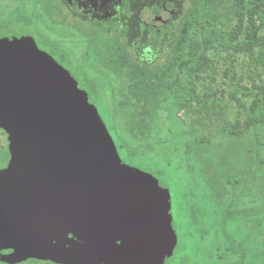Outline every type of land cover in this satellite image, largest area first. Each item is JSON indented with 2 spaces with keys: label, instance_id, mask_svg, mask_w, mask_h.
Returning <instances> with one entry per match:
<instances>
[{
  "label": "trees",
  "instance_id": "1",
  "mask_svg": "<svg viewBox=\"0 0 264 264\" xmlns=\"http://www.w3.org/2000/svg\"><path fill=\"white\" fill-rule=\"evenodd\" d=\"M114 35L84 82L122 161L179 185L165 264H264V0H185L153 60Z\"/></svg>",
  "mask_w": 264,
  "mask_h": 264
},
{
  "label": "water",
  "instance_id": "2",
  "mask_svg": "<svg viewBox=\"0 0 264 264\" xmlns=\"http://www.w3.org/2000/svg\"><path fill=\"white\" fill-rule=\"evenodd\" d=\"M0 261L165 264L170 193L120 158L88 94L30 37L0 38Z\"/></svg>",
  "mask_w": 264,
  "mask_h": 264
},
{
  "label": "flooded vegetation",
  "instance_id": "3",
  "mask_svg": "<svg viewBox=\"0 0 264 264\" xmlns=\"http://www.w3.org/2000/svg\"><path fill=\"white\" fill-rule=\"evenodd\" d=\"M134 1L137 2L135 6ZM184 5L185 0H0V27H8L11 23L21 26L27 24V20L30 23L31 18H39L46 25L60 28L61 31L64 25L65 31L78 33L74 37L73 33L63 32L64 35L58 39L41 32H38V35L34 33L38 40L31 35L20 37L32 38L40 51L50 55L65 68L77 81L78 87L88 94L86 88L89 89L90 86L84 81L100 76L98 71L88 69L90 76L85 77L84 66L95 62L89 59L87 52L89 39L101 47L103 40L117 37L114 34H123L125 42L128 40L127 35L135 34L131 46L126 42L127 46L132 51H137L141 58L153 60L158 50L166 52L169 49ZM71 37L74 44L70 40ZM79 37H82V40L78 41ZM66 66L76 71L80 81ZM91 87L97 90L95 85ZM10 158L8 134L0 128V170L7 168ZM0 264L8 263L0 261ZM17 264L55 263L29 259ZM187 264H190L188 260Z\"/></svg>",
  "mask_w": 264,
  "mask_h": 264
},
{
  "label": "rangeland",
  "instance_id": "4",
  "mask_svg": "<svg viewBox=\"0 0 264 264\" xmlns=\"http://www.w3.org/2000/svg\"><path fill=\"white\" fill-rule=\"evenodd\" d=\"M135 4H137L136 1H134V6H135ZM32 19L33 18L30 19L31 24L27 20V24H23L21 26H18L16 24L11 23V25L8 27H0V37L9 36V35L16 36V37H20L22 35H31L38 40V36H37L38 32H41L45 35H48V37H53V38L58 39V37L61 38V36L64 35L63 32H66L67 34L69 32L73 33L72 31H69V32L65 31L66 26H64V25H63V29H62L63 31H61L60 28H54V27L50 26L49 24L46 25L45 22H39V21L34 22V21H32ZM69 21H71V18L69 19ZM34 33H37V35ZM76 34H78V33L74 32L73 36L76 37ZM134 36H135V34L127 35L128 40L126 39V42L129 46H131ZM70 40L73 42L72 37L70 38ZM77 40L78 41L82 40V37L77 38ZM73 44H74V42H73ZM72 46H74V45H71V47ZM79 51H81V50H79ZM66 68L69 69L71 71V73L73 74V76H75V78L80 81V78L78 77V75L74 69H72L68 66H66ZM226 82H227V80H226ZM80 87L82 88L81 83H80ZM229 97H230L229 93L226 92L221 98L224 101L229 102ZM125 161H126V163H129L128 165H130V166L133 162L132 160H129V159H125ZM162 183L164 185V188L167 189V191H169L171 193V195L175 198L176 204H175L174 210H175V214L178 215L180 218L183 214V203L181 201L182 199L180 198V188H179L177 181H175L174 178H173V180L162 179ZM250 263H251V261H249V264Z\"/></svg>",
  "mask_w": 264,
  "mask_h": 264
}]
</instances>
